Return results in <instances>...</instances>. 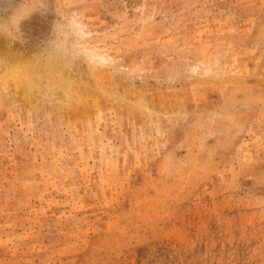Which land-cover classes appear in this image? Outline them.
<instances>
[{
    "label": "rangeland",
    "instance_id": "374dc122",
    "mask_svg": "<svg viewBox=\"0 0 264 264\" xmlns=\"http://www.w3.org/2000/svg\"><path fill=\"white\" fill-rule=\"evenodd\" d=\"M0 264H264V0H0Z\"/></svg>",
    "mask_w": 264,
    "mask_h": 264
}]
</instances>
